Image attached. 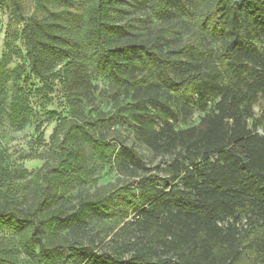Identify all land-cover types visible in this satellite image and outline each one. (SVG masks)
<instances>
[{
  "label": "trees",
  "instance_id": "trees-1",
  "mask_svg": "<svg viewBox=\"0 0 264 264\" xmlns=\"http://www.w3.org/2000/svg\"><path fill=\"white\" fill-rule=\"evenodd\" d=\"M125 1L36 0L23 18L27 68L6 69L12 51L0 61V115L14 127L30 125L31 97L51 102L56 83L71 115L62 137L52 139V161L36 173L31 203L18 186L28 172L11 169L0 152V233L18 237L0 243V264H24L21 256L26 264H91L80 243L51 244L62 216L49 208L64 178L84 170L80 143L103 167L114 164L113 146L96 132L92 73L122 94L164 90L185 107L197 96L206 110L219 97L197 126L176 131L167 123L138 134L155 154L175 155L170 181L181 186L139 196L119 190L140 211L132 222L138 237L100 264H264V135L247 122L264 96V0H187V32L165 23L143 36L129 34L130 21L120 24ZM150 1L131 5L166 15L162 0Z\"/></svg>",
  "mask_w": 264,
  "mask_h": 264
},
{
  "label": "rangeland",
  "instance_id": "rangeland-1",
  "mask_svg": "<svg viewBox=\"0 0 264 264\" xmlns=\"http://www.w3.org/2000/svg\"><path fill=\"white\" fill-rule=\"evenodd\" d=\"M138 0H126L124 16L118 18L124 25L130 21L129 34L147 35L156 26L173 27L187 32L193 23L186 13L187 0H162L166 15L160 19L152 15L148 6L132 7ZM36 0H0V61L9 51L13 57L6 67L12 71L28 66L23 39V18L30 16ZM149 3H155L151 0ZM264 47V40L262 42ZM27 68V67H26ZM91 82L99 120L96 132L104 136L114 148V164L103 167L89 145L80 143L84 170L69 174L54 191L50 210L61 212L62 222L56 230L53 245L67 241L83 246V258L91 264H100L101 257L118 253V246L133 242L138 233L132 225L140 211L132 199L118 193L121 189L134 190L136 196L150 187L167 192L181 186L171 182V162L174 154H155L138 137L140 132L158 131L167 123L176 131L197 126L202 118L215 110L219 97L207 101L206 110H201L197 96L186 106L185 100H177L164 90L154 92L120 93L104 75L92 73ZM38 79H31L28 87L39 88ZM7 106L14 92L12 79L8 84ZM51 102L41 97H31L35 111L30 125L19 130L6 115H0V152L7 157L11 169L26 170V178L18 182L19 195L26 203L32 202L35 176L46 161H52V139L62 137L65 120L71 115L66 104L62 86L56 83ZM51 112L57 116L51 117ZM251 129L264 135V96L254 105L253 118L247 119ZM48 234L46 233L45 236ZM18 237L11 232L0 233V243H17ZM22 262L26 264L25 257Z\"/></svg>",
  "mask_w": 264,
  "mask_h": 264
}]
</instances>
